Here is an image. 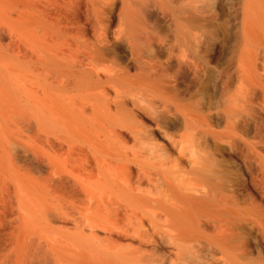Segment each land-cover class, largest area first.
I'll return each mask as SVG.
<instances>
[{"label":"bare ground","instance_id":"bare-ground-1","mask_svg":"<svg viewBox=\"0 0 264 264\" xmlns=\"http://www.w3.org/2000/svg\"><path fill=\"white\" fill-rule=\"evenodd\" d=\"M263 70L264 0H0L4 262L264 264Z\"/></svg>","mask_w":264,"mask_h":264},{"label":"rangeland","instance_id":"rangeland-1","mask_svg":"<svg viewBox=\"0 0 264 264\" xmlns=\"http://www.w3.org/2000/svg\"><path fill=\"white\" fill-rule=\"evenodd\" d=\"M6 31V35H7V39H6V44H8L9 45V43H10V45H9V48L10 49H14L15 51H18L19 49L18 48H22V49H25V46H24V44L19 40V42H18V38H16V36H13L12 34L11 35H9L10 33H8L7 32V30L6 29H4V30H2V33H4ZM5 34V33H4ZM8 35H9V37H8ZM12 36H13V38H12ZM11 39V40H10ZM9 40V43L7 42ZM12 41V42H11ZM23 44V45H22ZM20 45V46H19ZM11 46V47H10ZM15 46H16V48H15ZM263 73H262V75H264V70L262 71ZM263 104V105H262ZM262 106V107H261ZM263 109V110H262ZM259 112L261 113H259L260 115H264V102H262L261 104H260V106H259ZM263 113V114H262ZM21 120H23V124L20 122L19 124H18V126L17 127H21L22 129H25V130H22V129H20V127L18 128V131H25V133L26 132H29L30 134H32V136L33 137H35L34 135H36L35 134V131L33 130L32 131V129H31V126H33L32 124H30V122L28 121V120H25V119H21ZM24 121H25V123H24ZM25 124V125H24ZM28 125H29V127H28ZM23 126V127H22ZM17 129V128H16ZM31 129V131H29ZM32 132V133H31ZM34 132V133H33ZM20 133H18V136H20L19 135ZM41 138H42V141H41ZM40 138V142L41 143H43L44 144V146H46L48 143V145L46 146V148L48 149V147H49V150H54L56 147H60V144H59V141H57V140H52V139H50V140H48L47 141V139L46 140H43V139H45V137H41ZM50 141V142H49ZM57 142V144H56V142ZM46 144V145H45ZM54 145V146H53ZM52 148V149H51ZM58 150V149H57ZM74 158H75V160L77 159V161H76V163L74 164V165H72L73 166V168L75 169V171L76 172H78V173H80V149L79 148H77L76 150H75V152H74ZM70 183V184H69ZM50 184V186H49V188H50V191H54L53 192V194H56L57 193V195L55 196L56 198L57 197H60V198H57L58 199V202L60 203L61 201H62V203H60V205L59 206H57L56 208L55 207H53V209L51 210V214H52V217L53 218H55V219H57V220H60L61 219V221H64V219L66 220V221H69V225H73L74 223H77L76 224V226H75V224L73 225V227L75 226V227H77V225H79L80 226V216H79V214H80V207H78V206H80V200H78V198L80 199V190H78L79 188H78V186H75L76 184H74L73 185V181H72V184H71V180L67 183H55V182H50L49 183ZM51 184H52V186H51ZM59 184H60V186H59ZM62 185V186H61ZM57 189H56V188ZM59 187H60V190L58 191V189H59ZM61 187H62V189H61ZM75 187V188H74ZM77 187V188H76ZM11 189V190H10ZM14 188L11 186V188H7V190L6 191H9V192H5L4 194H3V197H5V198H2V203H1V200H0V260H1V262H0V264L2 263V262H4V260L6 261V262H8V258L10 257V256H6V253H8V251L10 252V253H12V251H14V248H15V246L16 245H18V243L16 244V234L14 233V235H13V229L15 228L14 227V225L15 224H17V226H18V223L17 222H15L16 220H17V218H16V220H15V218L14 217H16L15 215H17V212H18V208L17 207H15L16 205H17V198L15 197V196H17V193H16V191L15 190H13ZM51 189H54V190H51ZM68 189H69V191H68ZM77 189V190H76ZM57 190V191H56ZM62 190V191H61ZM56 191V192H55ZM73 191V192H72ZM76 191V192H75ZM15 192V193H14ZM64 192V193H63ZM58 193H60V194H58ZM61 193H63V194H65L64 196H62L63 194H61ZM75 193V194H74ZM10 194H12V195H10ZM13 194H14V196H13ZM70 194V196H68ZM6 195V196H5ZM73 195V196H72ZM8 196V197H7ZM62 196V197H61ZM2 197V196H1ZM13 197V198H12ZM64 197V198H63ZM67 197V198H66ZM70 197V198H69ZM11 198H12V200H11ZM16 198V199H15ZM74 198H77V199H75L74 200ZM15 199V200H14ZM66 199V200H65ZM67 199H69V200H67ZM4 200V201H3ZM60 200V201H59ZM65 200V201H64ZM77 200V201H76ZM64 201V202H63ZM77 202V203H76ZM13 203V204H12ZM73 203H75V204H73ZM66 205V206H64V205ZM15 208H14V207ZM63 206V207H62ZM71 207V208H70ZM76 207H78L77 209H76ZM60 208H62V209H60ZM66 208V209H65ZM74 208V209H73ZM15 209H16V211H15ZM64 209V210H63ZM76 209V210H75ZM60 210V211H59ZM65 210H67V211H65ZM79 210V211H78ZM57 211V212H56ZM60 213H62V214H60ZM73 215H71V214ZM69 214V215H68ZM75 214V215H74ZM60 215V216H59ZM66 215V216H65ZM70 218H69V217ZM72 216V217H71ZM66 217V218H65ZM10 218H12V219H10ZM72 218V219H71ZM76 218H78V219H76ZM68 219V220H67ZM75 219V220H74ZM12 220H13V222H12ZM65 222V221H64ZM72 222V223H71ZM79 222V223H78ZM59 224V223H58ZM12 225V226H11ZM61 225V224H60ZM16 226V225H15ZM16 226V227H17ZM74 227V228H75ZM13 228V229H12ZM12 229V230H11ZM16 231H18V229H16ZM15 231V232H16ZM13 235V236H12ZM59 235V234H58ZM58 235L56 234L55 236L53 235H51L50 236V239L48 238V240H49V243L50 244H54V242H57L58 240L60 241V239H61V241L60 242H62V243H66V240H64L63 238L64 237H62L61 238V236L62 235H59L60 237V239H58ZM57 236V237H56ZM55 237V238H54ZM13 238L15 239V240H13ZM52 238H54V239H52ZM65 242H64V241ZM15 241V243H13ZM53 242V243H52ZM15 246H14V245ZM14 247H13V246ZM13 247V248H12ZM12 250V251H11ZM10 253H9V255H10ZM2 257V258H1ZM3 258H4V260H3ZM43 258V257H42ZM39 259L40 261H41V264H42V261H44L43 262V264H50V262H47V261H45V259ZM47 262V263H46ZM39 263V261L37 262V264ZM3 264H8V263H3ZM40 264V263H39Z\"/></svg>","mask_w":264,"mask_h":264}]
</instances>
